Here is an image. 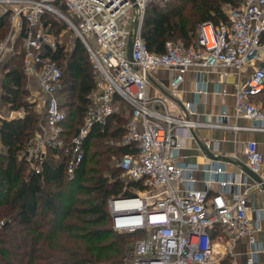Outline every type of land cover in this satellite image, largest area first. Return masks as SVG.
<instances>
[{
	"label": "built area",
	"instance_id": "obj_1",
	"mask_svg": "<svg viewBox=\"0 0 264 264\" xmlns=\"http://www.w3.org/2000/svg\"><path fill=\"white\" fill-rule=\"evenodd\" d=\"M149 1L0 0V16L10 14L11 20L10 35L0 40V57L11 33L15 29L24 32L23 72L44 94V110L39 109L45 111V131L37 133L22 157L39 174L49 152L56 151L68 158L67 173L73 179L93 128L106 125L125 106L130 117L122 143L135 145L138 153L126 155L117 163L131 196L112 198L108 205L115 230L146 232L132 246L127 259L130 264H213L216 231L224 232V248L230 250L244 236L255 244L257 225L249 217L246 190L232 192L229 200L224 193L229 187L226 180L221 181L222 190L211 195L207 189L195 187V167L179 161L181 142L176 130L248 128L171 113L172 100L150 95V75L158 68L174 69L171 86L176 97L190 69L199 74L203 69L217 68L241 72L251 66L252 73L237 87L235 113L253 120L251 129L264 131V0H240L238 6L226 8V22L201 24L190 47L168 41L162 54L149 51L142 36ZM46 13L68 25L87 49L92 64L95 88L84 123L70 142L65 138L66 113L60 101L63 70L53 59L59 46H64L58 40L64 30L58 36L51 32L44 21ZM184 108L190 111L192 104ZM204 144L211 147L210 141ZM246 148L248 165L259 176L257 184L263 185L260 172L264 155L256 142H248ZM213 172L218 175L222 169ZM260 251L251 249L247 259L238 264H255Z\"/></svg>",
	"mask_w": 264,
	"mask_h": 264
},
{
	"label": "trees",
	"instance_id": "obj_2",
	"mask_svg": "<svg viewBox=\"0 0 264 264\" xmlns=\"http://www.w3.org/2000/svg\"><path fill=\"white\" fill-rule=\"evenodd\" d=\"M239 4L240 0H150L143 39L149 51L160 54L165 53L168 41L179 39L190 47L201 24L226 22L224 7ZM44 21L56 35L68 28L52 13H46ZM10 27V14L1 15L0 40ZM24 37L22 33L17 53L7 63L3 85L6 105L13 111L23 110L25 116L3 120L0 126V219L6 218L0 227V264H130L127 256L132 245L146 232L115 230L108 205L112 198L131 196L120 177L121 169L113 165L114 160L138 153L135 145L121 143L129 115L126 118L119 111L106 125L93 128L73 179L67 173L68 158L56 151H50L41 173L32 172L21 156L40 115L27 97ZM53 59L63 70L60 101L65 97L61 107L66 113L65 138L70 142L84 123L95 88L92 64L77 37L71 50L59 46Z\"/></svg>",
	"mask_w": 264,
	"mask_h": 264
},
{
	"label": "crops",
	"instance_id": "obj_3",
	"mask_svg": "<svg viewBox=\"0 0 264 264\" xmlns=\"http://www.w3.org/2000/svg\"><path fill=\"white\" fill-rule=\"evenodd\" d=\"M19 33L20 31L17 32L16 29L11 33L6 51L0 57V126L3 120H15L25 116V112H20L23 110L14 111L17 116H7V108H5L6 103L3 100L4 79L8 71L7 68L4 69V66L11 56L17 53L19 39L24 32ZM8 34L10 35V33ZM8 34L4 39L7 38ZM225 71L228 72V76H223V72ZM252 71L253 68L251 66L243 68L241 72H238L234 68H217L203 69L199 74L196 70L190 69L185 74L184 81L180 85L176 97L172 95L171 86V82L176 75L174 69L158 68L153 70L150 75V95L161 96L172 100L174 104H172L170 108L171 113L186 114L189 115L191 119L202 122H228L233 126L248 128L225 129L200 126L194 128V130L184 128H178L176 130L178 139L181 142V157L179 161L189 163L195 167V187L202 190L207 189L211 195L220 192L222 190L221 181L226 180L229 182V187L224 193L229 200L232 199V192H243L246 190L249 202V217L257 225L256 232L254 233L256 238L255 244H251L250 238L244 236L238 239L230 250L224 248L227 242V237L224 232L216 231L213 237L217 251L213 264H222L225 259L228 260V262H224L225 264H238L244 262L249 256L250 250L253 248L261 249L255 264H264V184H257V174L252 172L248 165L246 148L248 142H256L258 149L264 155V131L251 129L250 127H252L255 122L248 118L237 117L235 113V93L237 87L246 82L247 77L250 76ZM24 76L26 78L27 92L31 95V98H28V100L36 104V110L39 106L44 110V94L33 79H28L25 74ZM187 103L192 104V110H185L184 105ZM42 112L43 116L40 117V121L34 132L35 137L37 133L45 131V111ZM37 113L39 114L38 111ZM128 115L130 117L129 110ZM206 141L211 142V147H206L204 144ZM122 142L123 140L121 143ZM31 143L32 141H30L28 146ZM0 147L3 149L1 134ZM27 147L23 150L22 156ZM203 148H208L215 156L230 158L237 163L241 162L249 172L243 170L239 164L232 166L225 162L211 160L202 150ZM56 153L60 155L58 152ZM218 168L222 169V173L216 175L213 171ZM260 176L264 179V160L261 166ZM183 185V183L180 184V188H183Z\"/></svg>",
	"mask_w": 264,
	"mask_h": 264
},
{
	"label": "rangeland",
	"instance_id": "obj_4",
	"mask_svg": "<svg viewBox=\"0 0 264 264\" xmlns=\"http://www.w3.org/2000/svg\"><path fill=\"white\" fill-rule=\"evenodd\" d=\"M224 11L226 12V7H224ZM64 30V33L62 34V36H60V37H58V40H60L62 43H63V45L64 46H66V48L68 49V50H71L72 48H73V46H74V44H75V41H76V37H75V34L71 31V30H69L68 28L67 29H63ZM198 33V32H197ZM57 36H58V34H57ZM173 42L174 43H179V44H183L182 42H181V40H179V39H177V40H173ZM9 61V60H8ZM8 61L6 62V64H5V66H4V69L6 68V66H7V63H8ZM4 81H5V79H4ZM28 98H31V95L30 94H28V96H27ZM61 102H65V97L64 98H61ZM5 104V103H4ZM6 107L5 108H7L6 109V115L7 116H9V117H11L12 115H14V116H17L16 115V113H14V111H12L11 109L9 110L8 109V106L7 105H5ZM37 111L39 112V114L41 115L40 117H42L43 116V112L41 111V109H39L38 107H37ZM20 112H24V111H20ZM119 113H121L122 115H124V116H126V118H128V111L125 109V107L123 106L122 108H120V112ZM126 125H127V123H126ZM35 134H34V136H33V138L30 140V141H34L35 139ZM2 151V148L0 147V152ZM21 158H22V160H24L27 164H28V162L26 161V159H24V157H22L21 156ZM119 159L118 160H114V163H113V165H118V163H119ZM118 162V163H117ZM28 166H29V168H31L30 167V165L28 164ZM121 175H120V177L122 176V172L120 173ZM43 198H46V196H47V192H46V189H45V191L43 190ZM16 202V201H15ZM17 204V203H16ZM6 218L5 217H3V218H1L0 219V224H1V221H4ZM1 227V226H0ZM139 239V238H138ZM134 245V244H133ZM132 245V246H133Z\"/></svg>",
	"mask_w": 264,
	"mask_h": 264
},
{
	"label": "water",
	"instance_id": "obj_5",
	"mask_svg": "<svg viewBox=\"0 0 264 264\" xmlns=\"http://www.w3.org/2000/svg\"><path fill=\"white\" fill-rule=\"evenodd\" d=\"M134 37H135V35L133 34L131 36L130 42H129V47H130L129 56L130 57H132V49H133ZM202 150L207 154V156L211 160L225 162V163H228L229 165H232V166L239 164L242 167L243 170H245L246 172H249V171H247V168H245L244 164H242L241 162L240 163H237L236 161H234V160H232L230 158H224L222 156H215L210 150H208V148H203ZM256 180H259V176L258 175H256Z\"/></svg>",
	"mask_w": 264,
	"mask_h": 264
}]
</instances>
